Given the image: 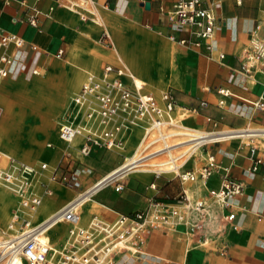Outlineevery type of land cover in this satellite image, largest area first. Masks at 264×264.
Here are the masks:
<instances>
[{"label": "crops", "instance_id": "obj_1", "mask_svg": "<svg viewBox=\"0 0 264 264\" xmlns=\"http://www.w3.org/2000/svg\"><path fill=\"white\" fill-rule=\"evenodd\" d=\"M58 1L8 0L6 3L0 0V27L6 32L18 34L24 40L23 46L19 48L9 44L0 49L13 57L9 75L0 80V93L7 91L10 86L27 82L36 68L42 69L44 78L61 91L59 110L52 119L54 128L58 123L59 129L60 124L66 122L63 121L61 113L66 110L69 102L70 76L74 75L65 69L68 56L86 65L98 64L101 56L92 51L94 45L89 40L98 42L102 28L106 27L113 36L118 53L121 43L124 48L136 45L139 50L145 49L144 44L148 46L156 43V63H165L170 60L171 52L168 49H171L172 42L174 43L169 39V35L174 34L175 37H184L189 41L187 44H181V48L176 52V61H186L189 72L181 77L178 67L174 69L179 87H175L178 92L177 104L172 113L178 117L181 112L175 114L176 108L197 107L196 113H190L194 116L182 115L181 124L187 123L194 127L198 124L214 134V138L200 144L201 152L193 165L219 167L213 168V172L205 181L198 179L189 182L191 185L188 193L211 202V211L217 219L206 222L200 234L185 225H182L181 230L163 232L158 227H151L145 233V244L143 242L140 246L141 254L133 257L124 252L126 254L119 257V260H126L125 264H264V106L260 108L252 104L255 101L264 104V60L255 61L250 53V45H253L255 40L264 41V0H218L217 15L220 24L216 27L213 38L203 39L198 45L192 43L196 36L188 30H170L171 16L166 12L170 11L175 0H97L98 15L102 24H96L90 19L83 20L74 12L64 11ZM146 2L148 6H145ZM33 8L40 11L35 24L29 23L28 20L33 14ZM130 30L129 35H133V41L128 35H123L124 31H127V34ZM140 30L148 31L152 37L148 40L137 38L134 32ZM207 45L210 49H207ZM108 48L114 54L115 60L105 64L119 66L122 62L142 79L140 71L130 64V61L136 60L134 55H140L136 49L133 52L126 49L128 54H120L123 59L121 60L114 48ZM58 49H62L61 56L55 55ZM219 53L224 54L223 58H219ZM56 63L59 68H55ZM195 63L197 69L193 71ZM105 64L98 73L93 72L97 77L102 75ZM80 70L83 73L86 69ZM87 72L83 73L85 80ZM123 79L128 82L126 77ZM143 89L156 97L152 91L145 89L144 85ZM171 89L173 90V87ZM218 89H225L228 94L220 93ZM60 91L55 90L56 93ZM157 99L160 104V97ZM18 105H24V108L32 113H44L32 103L18 102ZM84 112L85 109H81L79 115L83 117ZM4 113L0 105V116ZM75 118L72 119L73 122H77ZM66 119L69 122L71 117L67 116ZM129 126L131 127H125L122 133H118L123 144L120 156H124L131 146H139L143 139L144 124ZM78 137L80 139L74 148L65 149L57 132V139L54 138L56 142H50L47 146L54 148L60 145L66 151L63 156L65 161L56 163L57 166L81 169L79 187L70 189L59 182H45L40 179L52 192L45 194L43 187L36 182L31 192L38 193L42 202L37 206L40 208L36 214L31 216L30 211L20 207L19 196L0 182V232L4 229L3 218L7 216L8 210L12 211L11 215L15 211L19 212L21 218H28L33 223L42 221L46 215L54 213L59 206L69 202L74 191L89 189L113 168L116 163L113 162L112 154L97 158L99 147L89 156L81 154L79 149L82 136ZM252 146L255 147L253 156L261 158L263 162L259 164L256 172L251 173L247 170L250 165L247 157ZM202 153L212 157V164L204 161ZM51 156L49 158H52ZM87 167L90 169L89 174ZM13 169L15 168L11 167L12 171ZM194 169V166H189L183 170L195 173ZM43 175L46 177L47 174ZM226 177L239 180L243 187L241 193L232 198L231 210L235 213L234 219L222 222L220 208L215 206L207 195V189L217 188ZM150 180L152 182L149 186L143 178L131 177L120 191H116L110 182L100 186L90 192L89 205L84 208L85 213L109 222L117 214L127 215L143 210L151 199L173 200L181 188H185L184 181L160 176L159 173ZM11 215L7 227L12 220ZM7 229L6 232H9V228ZM202 238H206L214 249L201 244Z\"/></svg>", "mask_w": 264, "mask_h": 264}, {"label": "built area", "instance_id": "obj_2", "mask_svg": "<svg viewBox=\"0 0 264 264\" xmlns=\"http://www.w3.org/2000/svg\"><path fill=\"white\" fill-rule=\"evenodd\" d=\"M7 1L4 0L8 3ZM58 3L64 11L74 12L83 20L90 19L96 24H102L98 15L97 0H59ZM217 3L218 0H175L170 11L166 12L171 16L170 30L176 32L186 29L191 34H195L196 39L192 42L194 45H198L203 39L213 38L214 31L220 24ZM38 14L40 11L33 8V14L28 17L29 23L35 24ZM99 36L100 43L114 48L117 52L113 36L106 27L102 28ZM169 39L183 45L189 42L184 37H175L174 34H170ZM9 44L19 48L23 46L24 40L18 34L6 32L0 27V49ZM206 47L210 49L209 45ZM250 48L252 59L264 60V41L255 40ZM61 53L62 49H58L55 55L61 56ZM223 56V53H219V58ZM120 59L123 60L122 57ZM12 63L13 57L0 51V80L9 75ZM101 72L102 75L97 77L93 72L88 71L85 82L73 98L74 104L80 111L85 109L83 117L94 120L101 130L99 134L88 132L84 135L80 147V152L84 156L93 154L98 147L107 149L123 145L117 136L121 129L128 127L126 121L120 125H110L111 117L119 114L129 115L126 119L130 124H135L132 123L133 118L138 120L147 118L145 133L154 130L159 132V136L166 125L181 124L180 119L185 112L180 113L181 117L172 115L176 107V97L172 89L167 88L161 92L159 104L152 93L143 89L142 79L140 80L126 64L122 62L119 66L105 64ZM123 77H126L128 82L124 81ZM218 91L228 94L225 89ZM252 104L260 108L264 106L259 101ZM184 110L196 113L198 108L192 106ZM79 133L78 124L64 122L59 126L58 136L63 142L69 143ZM254 148L252 146L247 157L250 160L247 170L251 173L256 172L259 164L263 162L261 158L253 156ZM207 160L212 164L211 156H208ZM9 166L8 169L0 168V182L11 186L12 192L19 196L22 209L34 210L40 204L41 196L31 192L33 187H29L36 184L39 178L36 175L39 170L48 168V164L41 162L39 167H36L10 158ZM217 166L204 165L198 173H184L192 181L198 179L205 181ZM11 167L15 169L12 171ZM81 173V169L76 167L66 169L56 165L50 178L52 182H58V179L64 186L72 189L79 187ZM177 176L184 181L182 174ZM38 183L43 187L45 194H51L52 191L45 182L38 181ZM95 187L97 183L86 189L84 194L90 193ZM242 187L243 184L239 180L226 177L217 188L207 189V195L214 205L220 208L222 222L234 219L235 213L231 210L232 198L241 193ZM123 188L124 181L122 178L117 179L114 189L120 191ZM84 194H78L57 211L54 214L56 219L53 217L54 219L48 221L33 223L28 218H21L19 212H13L12 220L8 225L10 231L0 235V264H125L126 260L120 261L118 256H122L121 252L128 251L126 244L134 235L138 236L141 233L144 236L151 227L181 224L189 226L200 234L206 222L217 219L211 211V202L203 197L191 196L185 188H181L173 200L151 199L143 210L133 211L127 215L117 214L109 222L92 217L87 225L78 226L77 204ZM58 219L71 225L67 231L66 244L62 247L54 246L47 234L48 225ZM205 243L207 239L202 238L201 244ZM141 244L142 241L135 243L137 248H140ZM133 252L135 255L131 253L130 256L138 257L141 254L136 249Z\"/></svg>", "mask_w": 264, "mask_h": 264}, {"label": "bare ground", "instance_id": "obj_3", "mask_svg": "<svg viewBox=\"0 0 264 264\" xmlns=\"http://www.w3.org/2000/svg\"><path fill=\"white\" fill-rule=\"evenodd\" d=\"M148 33L149 32H147V31H141L140 30L138 32H134V35H136L137 38H139V39H140V37H142V38H145L148 40L149 37H152V35H149ZM134 43L137 44L136 41ZM254 43H255V41L253 42V44ZM120 46H122L121 50H122L123 55L128 54L126 49L129 52H133L134 49H136V51H138V53L140 55L139 56L134 55L136 57V60L130 61V64H132V66H135V68L138 71H140V74H142L148 80L149 83L153 84L154 86H159V84H162L164 82L165 73H166V70H165L166 69V62L163 63L162 61H159L156 63V59L154 58L155 53L153 50H149V49H145V50L140 49L139 50L138 48H136L137 47L136 45L128 46V47L125 46V48H124L122 43ZM66 62L71 64V65L77 66L76 63L74 61H72L71 59L66 60ZM92 65H93V63H92ZM54 66H55V68H59V66H57L56 64ZM93 66H95V64ZM155 66H156V68H155ZM87 71L94 72L93 70L87 68L86 70L83 71V73H86ZM33 72L38 73V70L35 69ZM74 73L75 74L70 77V82H69V89L70 90L74 89V87H76V85L80 81L79 73H77L76 71ZM141 81H143L144 85H145V83H147L144 80H141ZM50 85L51 84H50V81L48 79H39V77L33 76L30 78V80L28 79L27 82H21V83L15 84L14 86H10V88L7 91L0 93V103L2 105L3 111L5 112L4 114H2L0 116V144H3V146L6 147V149L10 150L11 148L12 149L14 148L16 151H19V154L24 159H26L27 162L34 160L35 156L37 155V152L40 149V141H41L40 132L42 134H45L48 130H51L52 129V123L48 120H44V121H42V124H40L38 129L37 128L31 129L23 135L22 128H21V124H22L21 114L23 112L22 106L21 105L19 106L18 104L10 102V95L13 97V99L17 98V99L23 101L24 103L28 102V103L35 104L38 106L39 110L44 111V114L51 115L52 111L55 110V108L57 106H59V103L61 101V99H60L61 93L60 92L56 93ZM160 94H161V92H160ZM160 94L157 96V98L160 97ZM76 95L77 94L73 95V97L71 99L72 108H71V111L69 113V117H71V120L69 122H72V123H74L72 119L75 118L77 115L76 113L79 114V111H80L78 109V107L74 104V101H73V98ZM172 115L174 116L173 113H172ZM66 118H67V116H66ZM66 118L63 119V121L68 122L67 121L68 119H66ZM125 118L128 119L129 115H127ZM139 122H140L139 120L134 119V118L132 120V123H135V124H138ZM129 124H130V122H129ZM79 127H80V133L77 134L69 142V145L72 148L75 147V145L77 144V142L79 140L78 135L82 136L84 134V129H86V125H85V127L83 125H81ZM144 127H145V125H144ZM181 127L183 128V130H179L181 133V135H179L178 129ZM165 128H168L170 130H167L165 132L161 131L162 134L160 136H157V137L150 134L154 130L149 131L148 133L147 132L145 133V131H144L143 132V139L141 142H139L140 148L142 146H143V148H145V146L146 145L148 146V144H152V143L155 144V143H157L158 140H160V141L162 140L163 144L157 143L154 149H151L150 151H147L141 155H135L132 159L127 160V161L125 160V162L123 164H121L115 168L110 169L107 172V174H104V176L102 178H100V180H98L97 187L92 189V191L95 189H98L100 186L108 184L112 180H115V179L117 180V179L123 178L129 172L143 170V169L139 168V166L143 165L145 163L144 162L145 160L151 159L157 153L165 152L167 155L171 156V154L173 152H178L179 149H183L187 145H191V147H194L192 149V151L193 150L196 151L198 148H200L201 143L209 141L210 139L214 138V134H211V133L207 132L206 130H202L200 128H195V127L183 124V123L180 124L179 126L166 125ZM22 137H23V139H25L27 141V144L25 147L20 146V144L18 142V141H20V139ZM58 138H59V136H58ZM59 140L62 142V144L63 143L65 144V142H63L61 139H59ZM66 145H68V144H66ZM181 147H183V148H181ZM143 148H142V150H143ZM194 151L185 157L186 162L189 164L193 163L195 161V159H193ZM129 158H131V157H129ZM129 158H126V159H129ZM122 161H124V160H122ZM41 162H44V161H41ZM174 162L175 161L173 160V157H171V158L164 157V158L160 159L159 162L157 163L158 168H156L155 171H157L158 173L171 171V172H174V175L182 174L184 180H186L188 183L192 182V180L188 179L186 173H184V171H182L180 169L181 166L176 165ZM22 163H25V162H22ZM25 164L35 166L36 163L35 164L25 163ZM145 170H147V169H145ZM4 184L6 185V187L9 190H11L10 189L11 186L9 184H6V183H4ZM190 185H191V183H189V186ZM32 187L33 186H30L29 188H32ZM187 191L190 192L189 189H187ZM89 195H90V193L82 195L80 197V200L78 201L77 205L82 207V208H85L90 201ZM70 201H72V200H70ZM41 202H42V200H41ZM37 206L34 210L29 212L30 215L32 213L34 215L36 214V211H38V209L40 208V207L38 208ZM41 207H42V205H41ZM62 207L58 208L56 211H54V213H50V214L46 215L44 217V220H42V221H48L49 219H54V218L56 219V217H54V214L57 211H59L60 209H62ZM78 218H79V214H78ZM58 222H62V220L58 219V220L54 221V223L53 222L50 223L48 225L47 230H50V232L52 234H55V232H58L59 228H60V226L57 225Z\"/></svg>", "mask_w": 264, "mask_h": 264}, {"label": "rangeland", "instance_id": "obj_4", "mask_svg": "<svg viewBox=\"0 0 264 264\" xmlns=\"http://www.w3.org/2000/svg\"><path fill=\"white\" fill-rule=\"evenodd\" d=\"M117 19V18H116ZM120 19V18H119ZM116 22V21H115ZM129 24V23H128ZM118 25V24H117ZM120 26V25H119ZM130 27H132L131 26V24H130ZM142 31V30H141ZM127 31H124L123 32V35H125V36H129V37H131V41H133L134 40V37H132L133 35H129V34H131V30L127 33V34H125ZM148 32V31H147ZM151 40V39H150ZM171 40V39H170ZM152 41V40H151ZM89 42H91L93 45H94V50H92L95 54H97V55H99V56H101L100 58V62L97 64H95V66H93V65H89V64H83V63H79V62H77L75 59H73V58H71V57H69L68 56V58H66V60H68V59H71L72 61H74L75 63H76V65L77 66H74V65H71V64H69V63H67L66 62V60H65V65H66V70H68V72H71V73H74L75 71L77 72V73H79V75H80V81L78 82V84L76 85V87H74V89H72V90H70L71 91V93H70V96H69V102L67 103V106H66V110L63 112V113H61V117L63 118V119H65L66 118V116H69V113H70V111H71V108H72V104H71V99H72V97H73V95H75V94H77L78 93V90H79V88H80V85L82 84V82L85 80V75H83V73L81 72V70L80 69H82V68H84V69H87V68H89V69H91V70H93L94 72H99V70H100V68L105 64V62H114V60H115V58H114V54H112V52H111V50L108 48V46H106V44H102V43H100L99 41L98 42H92V41H90L89 40ZM149 44V43H148ZM155 44V45H154ZM154 44H149L148 46L146 45V44H144L143 46H145L144 48L145 49H150V50H153L154 51V48H158V46L156 45V43H154ZM180 45L181 44H179V43H176V42H172V48L171 49H168V51L169 52H171V56H170V60L169 61H167L166 62V73H165V80H164V82L162 83V84H159V86H154L153 84H151V83H149L148 82V80L142 75L141 77H142V80H144L145 82H147V83H145V85H144V88L145 89H147L148 91H152L155 95H156V97L160 94V92L161 91H163V90H167V88H172L173 87V91H174V95H175V97H176V95H178V92H177V90L175 89V87L176 88H178L179 87V82L177 81V75H176V70H174L175 68H177V69H179L180 70V76L181 77H183V75L186 73V72H189L188 70H187V68H188V66H187V62L186 61H184L183 62V60H181V61H176L177 60V50L179 49V48H181L180 47ZM142 47V46H141ZM137 48V47H136ZM119 49V54H123L122 53V50H121V46H120V48H118ZM145 49H142V50H145ZM53 58H55V56L53 55L52 56ZM255 61H257L256 59H255ZM57 64V63H56ZM58 66H59V64H57ZM194 67H193V71H195L196 69H197V66H196V63H195V65H193ZM196 68V69H195ZM37 70H38V73H32V77L34 76V77H39V79H45L44 78V75H45V73H43V70L42 69H40V68H36ZM75 74V73H74ZM72 76V75H71ZM70 76V77H71ZM51 85V87L54 89V91L55 90H57V91H60L59 89H56L55 87H54V85H53V83H50ZM168 85H170V86H168ZM172 86V87H171ZM60 93H61V91H60ZM10 99L12 100V102L13 103H15V104H18V102H22L23 103V101H21V100H19V99H17V98H15V99H13V97L10 95ZM27 104V103H26ZM176 104H177V98H176ZM0 105H1V103H0ZM60 105V104H59ZM22 106V110H23V112H22V114H21V122H22V124H21V128H22V132H23V135L25 134V133H27L29 130H31V129H34V128H37L38 129V127L40 126V124H42V121H44V120H48V121H50L51 123H52V119L54 118V114L59 110L58 108H59V106H57L56 108H55V110H53L52 111V113H51V115H46V114H37V113H35V112H31L30 110H26L25 108H24V105H21ZM1 107H2V105H1ZM38 108V107H37ZM176 113L175 114H177L178 115V113H180V112H185L183 115L184 116H194L193 114H190L189 112H187V111H185L184 109H182V108H180V107H178V108H176ZM81 115H79V114H77L76 115V121L77 122H74V124H78L79 126H81V125H83L84 127H85V125H86V129H84V134L82 135V143H83V140H84V135L86 134V133H88V132H91V133H97V134H99V132L101 131L100 130V128L99 129H96V128H98V123H96L94 120H88L87 121V119L85 118V117H80ZM178 116H180L181 117V115L179 114ZM117 117H120L119 118V120H113L114 118H117ZM126 117V115L124 114H119V115H116V116H113V117H111V119H110V125H120V123H122V122H124V121H126L125 123L127 124V126H128V128H130L131 126H129V123H128V120L125 118ZM125 118V119H124ZM138 120V119H137ZM87 121V122H86ZM140 122L138 123V124H140V125H142V124H147V122H148V119L147 118H142V119H140L139 120ZM183 124H186V125H189V126H192L191 124H187V123H183ZM57 125H58V123L56 124V129L54 128V126L52 125V129L51 130H48L45 134H42L41 132H40V136H41V141H40V149H39V151L37 152V155L35 156V159L34 160H32V161H28L27 162V160L26 159H24L20 154H19V151H16L14 148L12 149H6V147H4L3 146V144H0V168H2V169H7V168H10V166H9V158H13L15 161H20V162H25V163H36L35 165H36V167H39V165H40V163H41V161H44V163H47L48 164V168H46V169H41V170H39V173H38V175H36V176H38L39 178H38V180H37V182L38 181H45V182H52V180H51V178H50V176H51V174H52V171H53V167L54 166H56V163H61V162H64L65 160H64V158H63V156L65 155V153H66V151L64 150V148L62 147V146H60V145H58L57 147H54L53 148V146H47V144H49L50 142H56L55 141V137H56V139H57V132H58V128H57ZM130 125H133V124H130ZM166 127V126H165ZM165 127H163L162 128V132H165V131H167V130H170V129H168V128H165ZM192 127H194V126H192ZM88 128V129H87ZM195 128H200V129H202V130H205V128H202L200 125H196L195 126ZM179 130H183V128L181 127V128H179L178 129V131ZM54 131V132H53ZM138 131V130H137ZM140 131V130H139ZM177 131V132H178ZM53 132V133H52ZM123 132V130L121 129L120 130V132L119 133H122ZM194 132V131H193ZM52 134V135H51ZM140 134H141V131H140ZM150 134H152L153 136H155V137H157V136H159V132L158 131H152ZM179 135H181V133H180V131H179ZM178 135V136H179ZM118 137V136H117ZM125 137V136H124ZM119 138V137H118ZM60 139V138H59ZM80 139V138H79ZM120 139V138H119ZM120 141L122 142V139H120ZM19 142V144H20V146H23V147H25L26 146V144H27V141L25 140V139H23V137L20 139V141H18ZM157 143H159V144H161L162 143V140L160 141V140H158L157 141ZM157 143H152V144H148V146L146 145L145 146V148H143V146L140 148V146L138 147V146H136V144L135 145H133V146H131L130 147V149L127 151V152H125V155L124 156H120V149L122 148V146L121 145H116V146H114L113 148H104V147H100V151H99V154H98V159H100V158H102V157H106L107 155H111L112 154V157L114 158V161L113 162H115L116 164L113 166V168H115V167H117V166H119V165H121V164H123L124 162H125V160L127 161V160H130V159H132L135 155H141V154H143V153H145V152H147V151H150L151 149H154L155 148V146H156V144ZM62 144V143H61ZM66 144H68V143H63L62 145L65 147V149H67V148H69L70 147V145L68 144V145H66ZM163 144V143H162ZM51 145H53V143L51 144ZM190 148H189V147ZM135 147V148H134ZM142 148H143V150H142ZM181 148H183V147H181ZM194 147H191V145H187L186 147H184L183 149H179L178 150V152H173L172 154H171V156H169V155H167L165 152H161V153H157L154 157H152L151 159H147V160H145L144 162V164L143 165H141V166H139V168H141V169H143V170H138V171H134V172H129L128 174H126L123 178H122V180L124 181V185L126 184V181H128L131 177H139L140 179H142L143 178V180L145 181V183H147L149 186H150V184H151V177L152 176H154V175H156L158 172L157 171H155V169L156 168H158V166H157V163L159 162V160L160 159H162V158H164V157H168V158H171V157H173V160L175 161L174 163L176 164V165H179V166H181V170L182 171H184L183 169L185 168V167H189V166H194L195 167V169H194V171H195V173H198V171L201 169V167H202V165L203 164H198L197 166H195V165H193V163H187L186 162V160H185V157L188 155V154H190L191 152H193L192 151V149H193ZM70 149H71V147H70ZM79 151H80V149H79ZM201 152V148H198L196 151H194V156H193V159H197L198 158V154ZM82 154V153H81ZM203 154V153H202ZM50 155H52L51 157L52 158H49V156ZM158 155V156H157ZM163 157H162V156ZM166 155V156H165ZM183 155V156H182ZM203 156V158H204V161L205 162H208V160H207V154H203L202 155ZM126 157L127 158H129V157H131V158H129V159H126ZM90 157H87V159H89ZM157 158V159H156ZM122 160H124V161H122ZM153 160V161H152ZM50 164V165H49ZM145 169H147V170H145ZM145 170V171H144ZM43 171V172H42ZM86 171H87V174H89L90 173V169H89V167H87V169H86ZM40 172H42L41 173V175H42V177H40ZM43 174H47L46 175V177H44V175ZM159 175L160 176H162V175H165L166 177H174L175 179H178V180H180L179 179V177L177 176V175H174V172H171V171H169V172H159ZM35 179L36 178H34L33 179V181H35ZM41 179V180H40ZM57 181L59 182V183H61L62 184V182H60V180H58L57 179ZM116 179L115 180H112L110 183L112 184V185H114L115 183H116ZM109 183V184H110ZM39 184V183H38ZM37 184V185H38ZM184 186H185V188L186 189H189L190 188V186H189V183L186 181V180H184ZM11 189V188H10ZM9 190V189H8ZM9 191H12V189L11 190H9ZM86 190H81V191H74V193H73V196H72V199L73 198H75L78 194H84V192H85ZM150 191H152L153 192V188L152 187H150ZM10 193V192H9ZM191 194V193H190ZM71 199V200H72ZM68 202V201H67ZM67 202H65L64 204H62L61 206H59V207H62V206H64ZM89 205V203L87 204V206ZM19 209V208H18ZM77 209L79 210V221H78V223H77V225L78 226H84V225H86L87 223H88V221H90L91 220V215H89L88 213H85V209L84 208H82V207H80V206H77ZM11 212L12 211H9L8 210V213H7V216L5 217V218H3L4 219V221H3V226H4V229H2L1 230V232H0V235L1 234H3V233H5L8 229V227H7V223H8V221H9V217H10V215H11ZM3 216H5L4 214H2ZM2 216V217H3ZM31 216H34V214L32 213L31 214ZM35 220V219H34ZM36 221V220H35ZM57 225H59L60 226V228H59V231L58 232H55V234H52L51 232H50V230H47V234L50 236V239H51V241H52V244L54 245V246H57V247H61V246H64L65 244H66V241H67V238H66V233H67V231H68V228L71 226L70 224H68V223H66L65 221H62V222H58L57 223ZM182 225L183 224H181V225H166V226H160V227H158L162 232H163V230H165V231H171V230H181V227H182ZM131 237V236H130ZM129 237V238H130ZM145 239H146V236L144 235V236H142V234L141 233H139L138 234V236H136V235H134V236H132L129 240H128V242H127V244H126V246L128 245V251H127V253L130 255L131 253L132 254H134L135 255V253L133 252L135 249L136 250H139L140 251V248H137L136 247V245H135V243L136 242H138V241H142V243L144 242V244H145ZM139 244V243H138ZM143 244V245H144ZM142 245V244H141ZM140 245V246H141ZM206 247H212V244L210 243V242H207L206 244H204ZM212 249H214L213 247H212ZM122 253V255H124V254H126V253H124V252H121ZM141 253V252H140ZM121 256V255H120ZM120 256H118V258L120 257Z\"/></svg>", "mask_w": 264, "mask_h": 264}, {"label": "water", "instance_id": "obj_5", "mask_svg": "<svg viewBox=\"0 0 264 264\" xmlns=\"http://www.w3.org/2000/svg\"><path fill=\"white\" fill-rule=\"evenodd\" d=\"M145 6H148V3L147 2L145 3Z\"/></svg>", "mask_w": 264, "mask_h": 264}]
</instances>
